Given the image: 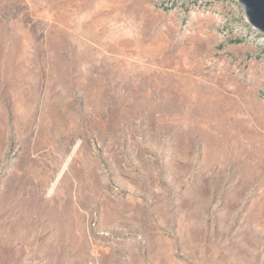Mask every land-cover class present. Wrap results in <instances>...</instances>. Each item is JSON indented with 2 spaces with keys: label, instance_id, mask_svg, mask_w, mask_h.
<instances>
[{
  "label": "rangeland",
  "instance_id": "1",
  "mask_svg": "<svg viewBox=\"0 0 264 264\" xmlns=\"http://www.w3.org/2000/svg\"><path fill=\"white\" fill-rule=\"evenodd\" d=\"M236 0H0V264H264V35Z\"/></svg>",
  "mask_w": 264,
  "mask_h": 264
},
{
  "label": "water",
  "instance_id": "2",
  "mask_svg": "<svg viewBox=\"0 0 264 264\" xmlns=\"http://www.w3.org/2000/svg\"><path fill=\"white\" fill-rule=\"evenodd\" d=\"M245 9L251 27L264 35V0H236Z\"/></svg>",
  "mask_w": 264,
  "mask_h": 264
}]
</instances>
